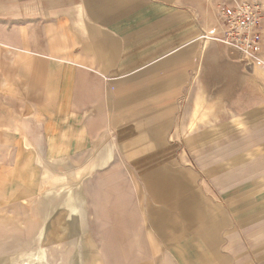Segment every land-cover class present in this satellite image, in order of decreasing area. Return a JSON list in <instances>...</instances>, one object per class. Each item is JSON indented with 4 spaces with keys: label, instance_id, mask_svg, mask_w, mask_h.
<instances>
[{
    "label": "crops",
    "instance_id": "obj_1",
    "mask_svg": "<svg viewBox=\"0 0 264 264\" xmlns=\"http://www.w3.org/2000/svg\"><path fill=\"white\" fill-rule=\"evenodd\" d=\"M229 1L0 0V47L33 64L27 97L46 117L43 142L56 144L58 153L52 154H92L104 137L119 141L124 131L139 128L170 132L208 125L210 136L216 127L225 132V154H259L264 160V45L261 63L245 67L213 37L218 7ZM111 151L92 154L93 167L111 160ZM143 163L151 196L164 199L172 187L188 212L179 228L164 212H152L150 224L160 240L168 236L167 224L187 234L201 215L209 213L206 222L214 218L180 175L172 181L153 156L137 161ZM136 228L144 233L141 225ZM131 230L130 221L116 226L119 234ZM199 237L204 240L202 231ZM192 238L185 241L187 251ZM183 254L182 264H192ZM196 260L218 264L202 253Z\"/></svg>",
    "mask_w": 264,
    "mask_h": 264
},
{
    "label": "rangeland",
    "instance_id": "obj_2",
    "mask_svg": "<svg viewBox=\"0 0 264 264\" xmlns=\"http://www.w3.org/2000/svg\"><path fill=\"white\" fill-rule=\"evenodd\" d=\"M6 49L11 55L0 47V264H182L184 252L192 264L201 253L209 263L264 264L263 157L225 154V132L216 127L210 136L208 125L139 128L124 131L119 141L106 136L91 151L111 147L103 166L93 167L92 154H52L56 144L43 142L46 117L27 97L33 64ZM151 156L172 181L180 175L200 193L201 206L214 211L212 220L201 215L187 234L167 224L168 236L158 238L152 212H164L178 228L188 212L172 187L164 199L147 190L148 166L137 161ZM126 221L132 230L119 234L116 226Z\"/></svg>",
    "mask_w": 264,
    "mask_h": 264
},
{
    "label": "built area",
    "instance_id": "obj_3",
    "mask_svg": "<svg viewBox=\"0 0 264 264\" xmlns=\"http://www.w3.org/2000/svg\"><path fill=\"white\" fill-rule=\"evenodd\" d=\"M263 13V4L258 0H231L218 7L217 32L213 37L245 67L261 63Z\"/></svg>",
    "mask_w": 264,
    "mask_h": 264
}]
</instances>
